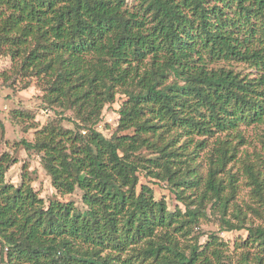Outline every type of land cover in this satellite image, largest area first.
<instances>
[{"label":"trees","instance_id":"16d2710c","mask_svg":"<svg viewBox=\"0 0 264 264\" xmlns=\"http://www.w3.org/2000/svg\"><path fill=\"white\" fill-rule=\"evenodd\" d=\"M0 54L73 126L21 141L60 196L47 205L26 165L5 181L16 160L0 154V264H264V0H0ZM117 93L107 137L96 125ZM76 189L83 209L63 199ZM210 205L246 231L232 248L199 242Z\"/></svg>","mask_w":264,"mask_h":264},{"label":"rangeland","instance_id":"374dc122","mask_svg":"<svg viewBox=\"0 0 264 264\" xmlns=\"http://www.w3.org/2000/svg\"><path fill=\"white\" fill-rule=\"evenodd\" d=\"M134 3L135 0H128L129 8H132ZM234 67L244 72L251 71L241 64H237ZM6 81L10 82L9 86L5 83ZM44 98L45 90L41 82L26 72H19L16 62L10 55L0 54V137L2 136L0 154L7 152L16 160L15 163L9 165L5 172V181L18 185L21 180L22 166L26 165L32 186L47 205L49 200L55 197L60 198V196L56 194L55 189L51 186L50 178L41 166L40 153L36 150H26L21 141L33 142L36 130L44 125L54 123L60 124L64 128H72L73 126L70 122L63 119L64 116H61L58 108H55V106L50 107ZM124 99L125 96L123 94L117 93L114 102L103 107L101 121L96 125V129L102 132L103 135L109 137L113 133H117V109ZM20 108H22L23 114L13 119L11 117L12 112L19 111ZM64 115L71 117L72 111L67 110ZM246 129V132L252 134L251 144L249 147L246 146V148L249 152L252 150L256 153L262 152L263 161H261L264 162V150H259L260 146L256 140L254 128L250 126ZM141 153L149 155L151 152L143 149ZM262 167L264 169V164ZM139 179L140 183H148L153 188L156 198H164L170 210H174L176 206L183 209L182 204L169 191L167 184H157L144 178L141 174H139ZM246 189H248L247 186ZM63 199L71 200L80 209L84 208L81 192L77 189L71 194L65 195ZM207 215L208 220L200 223V231L203 232V235L199 238L200 243H204L207 240V235L211 232L217 233L230 248L234 246L236 240L246 237L245 230L227 231L224 229L221 224V219L224 216L219 206L210 205Z\"/></svg>","mask_w":264,"mask_h":264}]
</instances>
